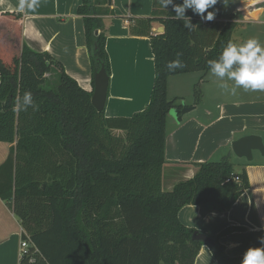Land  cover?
Wrapping results in <instances>:
<instances>
[{
  "label": "trees",
  "instance_id": "1",
  "mask_svg": "<svg viewBox=\"0 0 264 264\" xmlns=\"http://www.w3.org/2000/svg\"><path fill=\"white\" fill-rule=\"evenodd\" d=\"M181 4L172 0L162 7L153 0L151 17L130 21L132 36L150 39L154 85L144 111L113 118L94 108L93 92L62 64L23 42L21 26L14 24L23 16L0 13V143L12 145L0 167V199L39 251L20 264H194L206 244L192 240L197 231L180 222V211L198 206L203 215L227 212L249 188L245 171L233 180L229 155L199 164L193 179L163 191L168 116L184 108L169 98L168 80L212 71L210 61L220 60L238 26L233 16L203 23L191 9L178 19L174 7ZM77 14L94 87L102 68L111 77L106 18L115 14L111 0H82ZM158 27L164 33H156ZM173 60L182 66L170 69ZM29 91L32 104L25 105ZM201 101L196 92V104ZM233 230L209 236L218 264H241L220 242Z\"/></svg>",
  "mask_w": 264,
  "mask_h": 264
},
{
  "label": "crops",
  "instance_id": "2",
  "mask_svg": "<svg viewBox=\"0 0 264 264\" xmlns=\"http://www.w3.org/2000/svg\"><path fill=\"white\" fill-rule=\"evenodd\" d=\"M81 3L82 0H39L36 12L31 13L17 11L19 0H0V13L23 16L21 22L14 23L21 26L23 42L35 52L51 55L81 88L93 92L84 22L77 14ZM111 3L115 16L106 18L110 25L106 49L111 77L105 114L108 118L131 117L147 108L155 69L150 39L132 36L130 21L151 17L153 0H111ZM257 3L261 5L254 13L243 9L232 14L238 25L247 23L249 17L264 14V0H250L246 6ZM227 15L221 12L212 21H226ZM258 23L264 31V21ZM199 83L204 89L201 103L187 104L184 108L191 110L181 116V121L172 114L168 116L162 187L164 192H171L177 183L193 179L199 164L218 162L230 155L235 174L247 173L249 188L227 212L203 215L200 207L186 206L180 211L179 220L184 226L210 237L234 229L220 242L228 256L243 259L247 249L261 247L260 238H264V156L254 152L252 162L240 159L233 153L232 144L251 135L264 141V90H245L227 75H213L208 81L201 77ZM171 92L172 87L168 85L170 99ZM181 97L177 99H185ZM11 147L6 144L4 149L0 145V167ZM3 215H10L15 223L12 219H3ZM3 220L9 222L2 224ZM17 226L22 230L19 220L0 199V264H20L22 237ZM194 264L218 262L205 245Z\"/></svg>",
  "mask_w": 264,
  "mask_h": 264
},
{
  "label": "clouds",
  "instance_id": "3",
  "mask_svg": "<svg viewBox=\"0 0 264 264\" xmlns=\"http://www.w3.org/2000/svg\"><path fill=\"white\" fill-rule=\"evenodd\" d=\"M227 4L228 0H183V4L176 5L174 11L178 19H183L188 9L200 15L204 20L212 21L215 18L214 9L218 3ZM172 0H161V6L166 7ZM39 7V0H19L17 11L35 13ZM206 13V15H205ZM188 26L187 22L186 25ZM212 72L218 77L228 76L237 86L245 90H264V48L260 46L256 38H251L242 46L229 42L224 49L220 60L210 61ZM237 65L233 70V65ZM182 66L179 60L170 61L168 67L174 69ZM25 105L32 104L31 92H25L23 96ZM16 108L20 110L17 106ZM261 247H249L243 255L241 264H264V238H260Z\"/></svg>",
  "mask_w": 264,
  "mask_h": 264
},
{
  "label": "rangeland",
  "instance_id": "4",
  "mask_svg": "<svg viewBox=\"0 0 264 264\" xmlns=\"http://www.w3.org/2000/svg\"><path fill=\"white\" fill-rule=\"evenodd\" d=\"M250 0H228L227 4L223 2L218 3L214 9H209L208 11H215L217 17V12L219 10L227 15L224 17L226 20L232 16L235 11H241L246 8V4H248ZM264 13V12H262ZM206 15V13H205ZM214 18V19H215ZM198 19L201 22H204V19L198 15ZM264 21V14H262L258 18L249 17L248 22L244 25H238L234 35H233V43L237 46H242L248 39L256 38L261 47H264V31L263 27L258 23ZM257 22V24H255ZM191 75V76H190ZM187 76H173L170 80H168V85L172 87L171 92V100H176L178 105H182L186 107L187 104H195L196 103V92L199 94V97L203 99V85L199 83L201 77H205V80L211 79L213 75H215L212 71L210 72H194ZM57 81L56 74H51L48 76L49 85H55ZM179 96H183L181 98L185 99H177ZM116 135L122 136V133H115ZM1 147L6 149L5 143H0ZM3 219H12V223H15V220L9 215H3ZM6 217V218H4ZM9 222V220H6ZM3 220V223H7ZM15 229V224H14ZM17 232L20 234L21 229L19 226L16 227Z\"/></svg>",
  "mask_w": 264,
  "mask_h": 264
},
{
  "label": "water",
  "instance_id": "5",
  "mask_svg": "<svg viewBox=\"0 0 264 264\" xmlns=\"http://www.w3.org/2000/svg\"><path fill=\"white\" fill-rule=\"evenodd\" d=\"M260 3L247 5L246 10L249 13H254L259 7ZM156 33L162 34L164 33V28H160L156 30ZM110 86V76L106 73L105 68H102L100 72H98L95 76V83L92 95V105L98 112L105 111L106 103L108 100ZM191 109L183 108L182 110L173 109L170 114L177 120L181 121V116L189 112ZM233 153L236 157L240 159H246L249 162L253 161V153L259 152L264 156V141L261 137L251 135L245 136L232 144ZM192 240L194 242H202L208 246H214L215 241L211 239L209 236L202 234L200 232H195Z\"/></svg>",
  "mask_w": 264,
  "mask_h": 264
},
{
  "label": "built area",
  "instance_id": "6",
  "mask_svg": "<svg viewBox=\"0 0 264 264\" xmlns=\"http://www.w3.org/2000/svg\"><path fill=\"white\" fill-rule=\"evenodd\" d=\"M234 181L238 182L239 181V176H235ZM230 182V180H228ZM25 236L26 238H23ZM21 242H20V251H19V259L25 257L26 255L29 254V252H32L33 254L39 253L38 249L34 246V244L30 241L27 233L23 230H21ZM33 261V260H32Z\"/></svg>",
  "mask_w": 264,
  "mask_h": 264
},
{
  "label": "bare ground",
  "instance_id": "7",
  "mask_svg": "<svg viewBox=\"0 0 264 264\" xmlns=\"http://www.w3.org/2000/svg\"><path fill=\"white\" fill-rule=\"evenodd\" d=\"M246 8H247V6H246ZM246 8H245V10H246Z\"/></svg>",
  "mask_w": 264,
  "mask_h": 264
}]
</instances>
